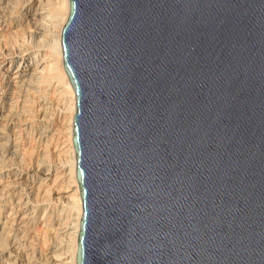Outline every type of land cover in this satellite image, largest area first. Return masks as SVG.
I'll list each match as a JSON object with an SVG mask.
<instances>
[{
	"label": "water",
	"instance_id": "1",
	"mask_svg": "<svg viewBox=\"0 0 264 264\" xmlns=\"http://www.w3.org/2000/svg\"><path fill=\"white\" fill-rule=\"evenodd\" d=\"M77 264H264V0H70Z\"/></svg>",
	"mask_w": 264,
	"mask_h": 264
},
{
	"label": "bare ground",
	"instance_id": "2",
	"mask_svg": "<svg viewBox=\"0 0 264 264\" xmlns=\"http://www.w3.org/2000/svg\"><path fill=\"white\" fill-rule=\"evenodd\" d=\"M70 10V0H0V264H77V102L62 47Z\"/></svg>",
	"mask_w": 264,
	"mask_h": 264
},
{
	"label": "rangeland",
	"instance_id": "3",
	"mask_svg": "<svg viewBox=\"0 0 264 264\" xmlns=\"http://www.w3.org/2000/svg\"><path fill=\"white\" fill-rule=\"evenodd\" d=\"M73 142H74V141H73ZM41 246L43 247V245H40V247H41Z\"/></svg>",
	"mask_w": 264,
	"mask_h": 264
}]
</instances>
